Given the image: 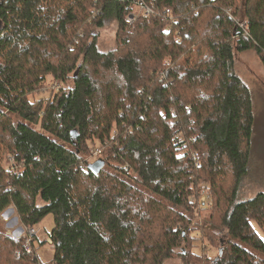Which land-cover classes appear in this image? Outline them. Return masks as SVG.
Instances as JSON below:
<instances>
[{
	"label": "trees",
	"instance_id": "1",
	"mask_svg": "<svg viewBox=\"0 0 264 264\" xmlns=\"http://www.w3.org/2000/svg\"><path fill=\"white\" fill-rule=\"evenodd\" d=\"M147 1L130 24V0H0V215L28 233L52 214L51 264H263L264 191L239 197L255 113L237 59L264 66V0ZM27 233L0 229V264H46Z\"/></svg>",
	"mask_w": 264,
	"mask_h": 264
},
{
	"label": "rangeland",
	"instance_id": "2",
	"mask_svg": "<svg viewBox=\"0 0 264 264\" xmlns=\"http://www.w3.org/2000/svg\"><path fill=\"white\" fill-rule=\"evenodd\" d=\"M118 28L116 22L110 23L100 31L98 45L102 50H107L116 46ZM237 69L248 84L253 99V109L255 113V124L253 131V146L249 161V172L243 178L240 190V198H247L258 191H264V66L259 57L254 51L243 52L237 59ZM98 159L95 157L93 160ZM209 187H202L201 201L203 206L209 203ZM52 214L47 215L39 224L35 226L27 237L28 248L34 251L31 238L35 239V252L39 258L46 264H51L54 250L52 242L48 237L49 231L54 224ZM3 229L7 234L20 237L27 233L24 226L21 224L19 217L13 207L8 208L0 215V229ZM259 232L263 235L262 230L256 226ZM28 234V233H27ZM195 249L199 253L215 255L217 250L206 244H198ZM207 248L204 251V247ZM168 264H183L179 257L168 260ZM264 264V263H263Z\"/></svg>",
	"mask_w": 264,
	"mask_h": 264
},
{
	"label": "built area",
	"instance_id": "3",
	"mask_svg": "<svg viewBox=\"0 0 264 264\" xmlns=\"http://www.w3.org/2000/svg\"><path fill=\"white\" fill-rule=\"evenodd\" d=\"M131 3L127 5L126 9L128 10V14L126 15V22L127 23H134L140 18L143 17H151L156 14L155 8L148 3L147 0H130ZM164 14L170 19L175 20L176 16L172 14V9L165 8ZM101 151H96L94 154L98 155ZM34 228L28 229V234L31 233V230ZM28 244V240H27ZM27 249L28 245H26Z\"/></svg>",
	"mask_w": 264,
	"mask_h": 264
},
{
	"label": "water",
	"instance_id": "4",
	"mask_svg": "<svg viewBox=\"0 0 264 264\" xmlns=\"http://www.w3.org/2000/svg\"><path fill=\"white\" fill-rule=\"evenodd\" d=\"M104 165V161L101 159H98L92 163L89 164V168L92 169L93 171L97 172L99 171Z\"/></svg>",
	"mask_w": 264,
	"mask_h": 264
}]
</instances>
